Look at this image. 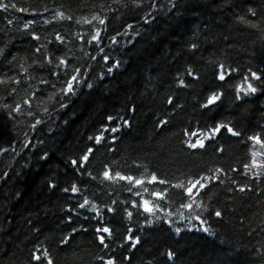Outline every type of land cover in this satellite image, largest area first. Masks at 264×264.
<instances>
[{"label": "trees", "instance_id": "trees-1", "mask_svg": "<svg viewBox=\"0 0 264 264\" xmlns=\"http://www.w3.org/2000/svg\"><path fill=\"white\" fill-rule=\"evenodd\" d=\"M175 3L172 8L171 0H0L26 9L0 10V48L9 53L0 68L8 66L10 77L23 68L25 80L28 74L37 77L30 87L0 85V264H47L45 251L53 264L109 259L115 264H264V167L251 166L253 159L264 166V148L249 140L264 139V0ZM30 20L35 22L25 29ZM97 31L99 41L88 44ZM13 55L16 60L8 65ZM56 57L70 61L66 71L63 65L57 69L59 77L34 63L54 67ZM220 64L231 72L223 82L217 79ZM76 68L82 75L74 82L75 94L64 95ZM189 70L197 79L186 74ZM253 72L261 79H253ZM39 75L48 84H40ZM181 79L186 86H180ZM248 83L257 92L241 91L237 98V89L246 90ZM12 87L17 92L9 95ZM37 88L42 91L33 95ZM214 93L220 99L203 107ZM16 104L22 111H9ZM219 124L241 134L225 128L206 139L204 149L187 146L212 135ZM96 136L103 137L100 144L89 139ZM89 147L95 149L90 162L78 171L71 161ZM217 168L223 171L215 173ZM106 169L145 183L130 192L126 181H105ZM153 173L168 183H147ZM214 173L222 183L207 179ZM201 176L207 187L189 198L184 188ZM73 184L78 193L63 191ZM177 184L183 187H173ZM161 190L163 200L151 195ZM85 198L90 204L81 209ZM143 199L158 210L149 215L132 207ZM187 203L191 209L182 207ZM101 225L113 229L108 248L95 231Z\"/></svg>", "mask_w": 264, "mask_h": 264}, {"label": "snow or ice", "instance_id": "snow-or-ice-1", "mask_svg": "<svg viewBox=\"0 0 264 264\" xmlns=\"http://www.w3.org/2000/svg\"><path fill=\"white\" fill-rule=\"evenodd\" d=\"M171 4H172V8H175L177 5L175 3V0H171ZM9 7H11L12 9H16L20 12H25L26 9L25 8H17V5L16 4H11V5H8V4H0V10H3L5 12H7L9 10ZM153 7H155V5H153ZM249 12L251 13L252 16H255L256 15V12L252 9H249ZM60 15H63L62 13ZM69 19H71V17H69ZM93 19H98L96 17H94ZM12 21L9 20V23H11ZM35 21H28L26 24H25V29L28 28V26L32 23H34ZM46 23L48 21H45ZM88 23H90V21H86ZM147 22V21H145ZM99 23L100 24H104L105 21L103 19H99ZM250 27H255V25H252L250 24L249 25ZM33 40H36V41H39L40 40V37L38 35H35V34H32V37H31ZM100 39V33L97 31L95 33V35H93L91 37L90 40L87 41L88 44H93V42H98ZM56 40L59 41L61 44L63 43V39L62 37H60L59 35H57L56 37ZM116 41L113 39V43H115ZM49 43H51V41H49ZM43 46H39V47H36L35 48V52L36 53H40L41 52V48ZM191 48L193 50H195L197 48V45L195 43H193L191 45ZM102 51V49H101ZM9 55L8 51L5 49V48H0V64H3V61L7 59V56ZM47 59V65H52L53 64V59H52V53L50 52L48 57L46 58ZM56 59H58V63H56L54 65V67H47L45 65V63L43 61H36L34 63H38L39 65V68L41 70H44L47 72V74L49 76H57L59 77L60 75V72L57 71V69H60V66L63 65L64 66V69L66 71L70 61L63 58V57H56ZM92 59H95V57H92ZM108 57L105 56L104 57V60H105V63L108 62ZM16 60V57L13 55L11 60H8V65H11L13 61ZM118 66V64H117ZM21 68H23V65H21ZM219 73L217 75V79H219L220 81H225L228 76L231 74L230 70L226 68V66L224 64H220L219 65ZM11 69L8 68V66H5L4 68H0V72H3V76L4 78H0V85H5L7 86L8 84H14L16 86H21V85H27V86H31L30 84V81L37 78V77H34L32 76L31 74H28L27 75V80H25V74L28 73V69L27 68H23V72L17 74L16 76H8V71H10ZM75 72L74 75H71L70 78L67 80L66 82V87L64 89H62V92L64 95H69V94H75V87H74V82H78V77L81 76V71L79 68H76L73 70ZM108 71L111 72L112 71V68H108ZM188 76H191L193 79H197V77L193 74V72L191 70L187 71L186 73ZM252 78L255 79V80H259L261 79L260 76H258L256 73H252ZM245 79L247 80L248 78L245 77ZM39 83L40 84H43V85H46L48 84V80L43 76V75H39ZM180 86L181 87H184L186 86V82L184 80H180ZM89 88L92 87L91 84L88 85ZM42 90L37 88L34 92H33V95H36V93L38 92H41ZM243 91L245 95H249V94H255L257 92V88L255 86H253L252 83H248L247 85V89H243L242 87L241 88H238L237 89V98H239V94L240 92ZM17 92V87H12L8 90V94L9 95H13ZM220 97L218 95H216L215 93L208 99V102L207 104L203 105V107L207 108L209 105H212L214 104L217 100H219ZM174 101L172 99H169L168 100V104H173ZM24 104H27L29 105V107H31V103H30V100H24ZM61 107H66V105H64L63 103L61 104ZM9 111H15V112H21L22 109L20 107L19 104H16L15 108H9ZM29 114H31L29 112ZM109 120H112V117H109ZM36 123H41V121L37 120ZM127 123V121H126ZM162 126H166L168 121H162L160 122ZM33 127H35V125H33ZM227 130L228 133H230L231 135L233 136H239L241 133H239L238 131H235L234 128L232 126H229V125H226V124H219V125H214L211 129V133L212 135H209L206 137V139L208 140H211L213 139V137L215 135H218L221 133V131L223 129ZM105 131H108V129H105ZM111 131H118V129L116 128H112ZM189 135L191 136H198L197 133H189ZM89 139H94L95 140V143L96 144H100L103 140V137L102 136H96V137H90ZM249 140L251 141H254V143L256 145H260L262 148H264V139H262L260 136L258 135H254V136H250L249 137ZM189 148L195 150L197 148L199 149H204L206 147V144H205V139L203 138H197L194 142H190L188 143L187 145ZM25 147H27V145H25ZM6 151V150H5ZM95 149L93 147H89L88 150H87V154H84L82 155V157L80 158V160H72L71 161V164L79 171V170H86V165L90 162V158H91V155L94 153ZM222 151V150H221ZM256 155V152L254 151L253 152V156L255 157ZM252 167H264L260 164H257L256 160L253 159L252 161ZM250 166L249 165H245V168H249ZM223 170L222 169H219L217 168L215 170V173H220L222 172ZM214 173V177L213 176H210V177H207V179L209 181L213 180V178H215V180L219 181V182H223V181H220V177L218 175H215ZM93 179H95V177H93ZM103 179L105 181H111L113 179H118L120 181H126L128 183V185H130L129 187V191H133V189L135 188H138L140 186H143L145 181L143 179H137L136 177L132 176V175H122L121 173L119 172H116L115 174H113L112 170L110 169H106L104 172H103ZM205 180V177L201 176L200 178L198 179H195L194 181H189V186L184 188V194L187 195L189 198H194L195 195H199V192H197L196 190L199 188V189H205L207 187V185L205 183H203V181ZM147 183L149 184H154V183H159L161 185H164V184H167L168 181L164 180V179H158L157 175L155 173H153L150 177V179H148ZM52 187H55V185H52ZM173 187L175 188H182L183 185L182 184H177V185H173ZM64 192H69L71 191L73 194H76L79 192V188L73 184L71 186V188H65L63 190ZM145 192L148 191L147 188L144 189ZM239 191L241 192H244L245 191V188L241 187L239 189ZM135 195L139 196L140 195V192H135ZM152 196H154L157 200H163L165 198V195L166 193L161 190V191H153L151 193ZM194 202V200H193ZM115 203V201L113 202ZM90 204V201L85 198L83 203H80L78 205L79 208L81 209H84L87 205ZM193 206L192 203H187V204H182V207H186L188 209H191ZM132 207L133 208H137L139 209L140 207H142L143 209V213L145 214H153L154 211L158 210L159 208V205L153 203V202H150L148 199H143L141 201V204L140 205H137V203L134 201L132 203ZM91 210H95L97 212V215H99V210L96 209L95 205H92V209ZM108 212H113L114 209L112 208H108L107 209ZM127 215L129 218H131L133 216V213L131 211H128L127 212ZM221 212L219 211H216L215 212V216L216 217H221ZM87 219V217H86ZM197 219H199V216H197ZM84 231H87V229H83ZM37 231H39V229H37ZM96 233H98V240H99V244L101 246H103V248H108L109 247V244L107 243V239L112 237L113 236V229H111L110 227L108 226H98L96 228ZM129 231H131V229H129ZM177 231V234H179V229L176 230ZM205 232L208 231L207 228L204 229ZM107 234V235H105ZM129 240H131V237L128 238ZM140 241L139 239L137 238L136 240V244H138ZM64 243H67V241H64ZM133 247H135V244H133ZM48 253L47 251H45L44 253V258H47V264H53L52 260L50 258H48ZM167 256L169 259H171L173 257V252L172 251H169L167 253ZM33 259L36 260L37 262H40L42 260V257L40 255H34L33 256ZM102 259V258H101ZM106 264H115L114 260L113 259H109L106 261Z\"/></svg>", "mask_w": 264, "mask_h": 264}]
</instances>
